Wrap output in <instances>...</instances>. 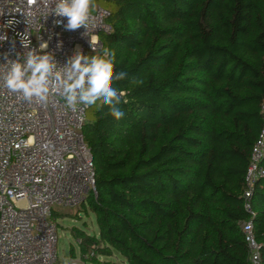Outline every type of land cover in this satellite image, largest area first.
<instances>
[{
	"label": "trees",
	"instance_id": "16d2710c",
	"mask_svg": "<svg viewBox=\"0 0 264 264\" xmlns=\"http://www.w3.org/2000/svg\"><path fill=\"white\" fill-rule=\"evenodd\" d=\"M107 1L98 40L127 73L112 84L125 115L86 111L96 195L82 207L98 234H76L85 264H249L247 221L264 264V178L252 215L243 199L264 119V0Z\"/></svg>",
	"mask_w": 264,
	"mask_h": 264
},
{
	"label": "built area",
	"instance_id": "2783aa9c",
	"mask_svg": "<svg viewBox=\"0 0 264 264\" xmlns=\"http://www.w3.org/2000/svg\"><path fill=\"white\" fill-rule=\"evenodd\" d=\"M52 7L51 0H0V37H5L0 40V264H56L54 214L96 195L92 157L81 132L89 107L68 109L54 89L47 103H29L5 86L7 61L32 48L40 52L43 42L48 44L43 52L53 54L59 66L77 51L102 55L98 36L110 31L108 11L91 8L87 30H66L67 18L49 14ZM56 19L63 23L54 24ZM263 156L264 119L244 177V208L251 215L248 201L255 181L264 178ZM241 231L248 263L262 264L252 222L243 223Z\"/></svg>",
	"mask_w": 264,
	"mask_h": 264
},
{
	"label": "clouds",
	"instance_id": "9594fccd",
	"mask_svg": "<svg viewBox=\"0 0 264 264\" xmlns=\"http://www.w3.org/2000/svg\"><path fill=\"white\" fill-rule=\"evenodd\" d=\"M54 7L49 14L66 17V30L89 27L90 9L95 7L94 0H51ZM13 21H9V24ZM62 20H54L61 25ZM5 37H0V40ZM24 48L29 44L22 41ZM47 42L39 44L40 52L47 49ZM94 50V49H93ZM36 48L26 53H17L15 60H8L5 86L12 93L20 94L29 103H47L54 89L68 109L76 111L79 106L90 107L102 101L108 107V114L120 120L125 113L119 107L122 95L113 88V80L122 81L127 73L113 71L115 53L105 48L101 56H88L77 51L67 63L59 66L53 54H40Z\"/></svg>",
	"mask_w": 264,
	"mask_h": 264
},
{
	"label": "rangeland",
	"instance_id": "374dc122",
	"mask_svg": "<svg viewBox=\"0 0 264 264\" xmlns=\"http://www.w3.org/2000/svg\"><path fill=\"white\" fill-rule=\"evenodd\" d=\"M94 4L95 7L100 6L105 9H111L112 7L111 3L107 0H94ZM54 220L57 224L56 264H68L71 261H79L85 264V260L81 256L76 234L82 232L89 237L96 236L98 230L95 216L91 212L84 210L82 205H80L76 208L59 210L58 214H54ZM100 260L104 262L107 261V258H100Z\"/></svg>",
	"mask_w": 264,
	"mask_h": 264
}]
</instances>
